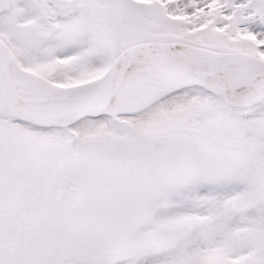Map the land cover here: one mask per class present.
Masks as SVG:
<instances>
[{"label":"snow or ice","instance_id":"snow-or-ice-1","mask_svg":"<svg viewBox=\"0 0 264 264\" xmlns=\"http://www.w3.org/2000/svg\"><path fill=\"white\" fill-rule=\"evenodd\" d=\"M0 264H264V0H0Z\"/></svg>","mask_w":264,"mask_h":264}]
</instances>
